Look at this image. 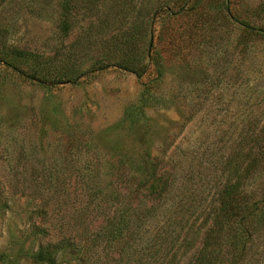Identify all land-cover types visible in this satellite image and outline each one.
Masks as SVG:
<instances>
[{"label": "rangeland", "instance_id": "1", "mask_svg": "<svg viewBox=\"0 0 264 264\" xmlns=\"http://www.w3.org/2000/svg\"><path fill=\"white\" fill-rule=\"evenodd\" d=\"M250 150L264 152V0H0V264H36L61 232L89 246L93 190L118 172L139 193L115 205H153L137 230L178 232L174 262L192 264ZM259 162L229 203L244 220L225 221L221 264H264Z\"/></svg>", "mask_w": 264, "mask_h": 264}, {"label": "trees", "instance_id": "2", "mask_svg": "<svg viewBox=\"0 0 264 264\" xmlns=\"http://www.w3.org/2000/svg\"><path fill=\"white\" fill-rule=\"evenodd\" d=\"M14 69L22 73L19 68ZM137 75L140 77L141 73H137ZM239 153L240 156L236 157L237 162L234 166V182L222 191L220 202L222 216L215 218L214 227L206 232V238L202 240L201 247L194 251L192 264H221L222 246L219 240L225 232V221L229 222L232 217L237 216L240 220H244V216H239L242 209L237 205L230 207L229 203L237 202L239 198L245 196L241 190L243 179L253 171L259 161L264 160V152L256 154L250 150L247 153H242V151ZM155 160L156 158L149 161L151 163ZM151 166L149 174L144 176L149 184L147 189L153 199H160L168 189L167 180L164 181V179L169 171H157V164L151 163ZM82 172L91 173V170L89 168L83 171L77 170L76 178ZM134 179L133 173L127 175L118 172L112 181L116 182L115 187L109 191L107 190L109 188L103 187L102 194L101 191L93 190V193L97 192L100 197L104 196V198L98 202L100 197L94 200L87 215L91 231L95 232L92 234L89 246L82 244L81 239L78 238L81 237L80 234L75 239L61 232L58 235L54 234L55 243L49 242L36 250L32 255L33 262L36 264H57L59 258L71 256L77 264H96L98 260H104L105 264H131V262L132 264H178L174 260L180 256V245L183 243L178 240V238L180 239L178 232H176L177 237L170 239L159 233L155 234L154 230H137L139 224H145L144 218H141L143 210L149 213L153 205L141 208L140 202L135 203L132 200L127 205L128 208L123 209L120 208V205H115L117 197L126 198L129 194L138 195L139 191L132 185ZM109 202L110 205H108ZM160 242H163V245H160ZM178 242L179 244H177Z\"/></svg>", "mask_w": 264, "mask_h": 264}]
</instances>
